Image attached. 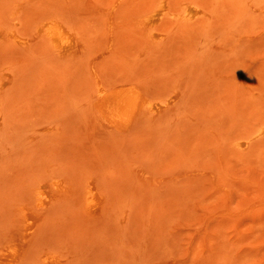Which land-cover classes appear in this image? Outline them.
<instances>
[{
  "label": "rangeland",
  "instance_id": "rangeland-1",
  "mask_svg": "<svg viewBox=\"0 0 264 264\" xmlns=\"http://www.w3.org/2000/svg\"><path fill=\"white\" fill-rule=\"evenodd\" d=\"M9 1L0 2L1 28L12 23ZM25 2L19 32L28 48L0 38V74H16L0 102V239L23 191L60 168L81 181L96 172L106 210L97 225L78 224L73 212L84 203L63 198L51 207L60 208L49 218L52 236L88 248L121 235L126 264H264V134L255 136L264 129V0H169L171 16H160L153 36L138 16L158 0ZM187 6L201 14L186 20ZM44 14L70 20L75 51L59 54L33 36L29 26ZM97 76L178 103L111 133L92 117ZM90 256L81 260L125 264Z\"/></svg>",
  "mask_w": 264,
  "mask_h": 264
},
{
  "label": "bare ground",
  "instance_id": "bare-ground-1",
  "mask_svg": "<svg viewBox=\"0 0 264 264\" xmlns=\"http://www.w3.org/2000/svg\"><path fill=\"white\" fill-rule=\"evenodd\" d=\"M25 1L24 4L26 3ZM158 1L159 3L157 8L153 9L150 7L144 9L138 16L140 17L138 26L141 27L149 36H153L156 28L162 23V21H164L161 19L159 20V18H162L160 17L161 15H164L165 17L171 16L169 11V0ZM9 2L10 5L12 3L14 8L13 11L9 10L10 8L8 9L10 12L12 11V13L10 14L8 11L6 15L8 16V13L10 15L8 17L5 15V18H8L7 20L12 23L10 24L7 22L8 24H10L9 27H0V38L5 37L6 40L4 41H6V43L3 40L1 41H3L2 43L5 45L8 43L7 41H9L10 44L12 43L16 45L15 47H17V45H27L28 37L22 38L24 36L21 37V34L19 32L22 29L20 26L21 23L19 24V15L23 11L22 7L24 4L22 5L20 0H10ZM2 3L3 2H1V4ZM4 3L7 4L6 0ZM30 4L28 5L30 6ZM28 5L26 7L24 6V10L28 7ZM115 5L117 6V4ZM10 7L12 8V6ZM55 12L58 11L56 10ZM184 12L185 13L183 15L186 20H192L193 18L201 14V11L199 9H196L192 6H187ZM55 14L42 15L29 26V29L32 30L31 32H34L32 33L33 36L36 35L38 37L47 39L52 48L59 54H70L75 51L78 42H81V40L78 39L79 34H77V32H74L72 26L70 27V25H68L67 22L64 21L68 19H62V16L64 17V15L61 14L62 16L58 17L55 16ZM2 17L3 16H1V18ZM1 18L0 23L1 20L4 19ZM133 19L135 20V17ZM5 20H2L3 23L5 22ZM157 21L161 22L158 23L159 25L157 24L158 26L155 24ZM37 39L39 40V38ZM10 44L8 43L7 46H10ZM24 47L25 49H27L28 45L27 47ZM24 47H22L23 51L25 50L23 49ZM19 51H21V48ZM5 66L6 65H3L2 67ZM10 70V68L8 71L3 70L2 75L0 74V102L2 100V93L5 92L4 90L9 85V82H13L10 81V79L13 80L10 75L12 76L14 70L13 72L11 71L12 74H9ZM96 82L97 94L95 96V99H93L94 101L91 100L92 102H94V106L91 104L94 107L92 117L97 119L102 124L101 126L106 128V130H111V133L115 132L118 135L131 131L132 127L140 120V117L142 115H145L146 113H152L156 115L159 112L164 111L178 103L177 96L173 98L168 97L160 101H154L146 93L148 92L145 91L146 88H144L143 90V87H138L139 84L135 85L131 80H112V82L110 80L111 83H105L102 79H100L99 76H97ZM4 104L5 102L2 104L3 107ZM53 120L51 121V123H49L50 121L46 123L48 124V126L43 124L46 127H43L42 129L47 130V132H45L47 135L55 133L56 131L51 129L50 126V124L55 125L54 123H52ZM2 121H4V119H2ZM3 123L1 124L3 125ZM43 125L41 124V127ZM101 126L99 127L101 128ZM37 128H39V126L35 129ZM35 133H33V135L37 134ZM263 134L264 129H260L255 134V136L257 137ZM38 135H40V133ZM42 170L44 171V169ZM95 174L96 172L89 175L84 181L78 179L75 173L63 172L60 168L56 169L55 171L53 170L52 172L50 170L47 174L43 173V175H39L34 183H32L31 186L23 191L18 205L20 206V208H17V215L13 220L11 230L5 233L0 239V264H85V262H88L90 260L89 258H91L90 255H92V253L96 258L101 257L102 259H108L107 261H111L112 259L114 260L116 256H119L118 258H122L123 263H125L126 261V263H128V259H124L123 256H121L123 255V253L121 252H124L123 246L121 245L123 241V237L121 235H118V237H116L117 235H115L113 239V236L111 238L109 237V239L96 238V240L94 239L89 244V247L86 248V243H83L81 247H78L74 243L68 242L67 240L62 239L59 236H52L49 233V226L51 224V219H49L50 215L56 210L60 209L51 207L56 205L63 198L70 197L74 198L75 200L77 199L78 201L82 200V202L84 203L86 208H76L73 212L78 224L79 222L85 224V222L91 221L95 225H97L104 218L106 210L104 203L107 200L106 195L108 192V187L103 179L99 175ZM76 183H79L78 187H75L77 185ZM82 224L80 225L82 226ZM113 226L114 224H107L104 227L105 233L102 234L107 235L112 230ZM83 229L84 225L80 227L79 232L82 233L81 231H83ZM115 245H117L118 249L121 248L118 250H122L120 251V254L117 253L118 251L116 252L117 247H115ZM120 245L122 247H120ZM127 246L125 245V247ZM89 249L93 250L90 254ZM86 256L89 257V260L87 258L85 260L83 259ZM81 259H83L85 262ZM80 260L83 261V263L80 262ZM122 260L117 259L118 263H121L119 261Z\"/></svg>",
  "mask_w": 264,
  "mask_h": 264
}]
</instances>
